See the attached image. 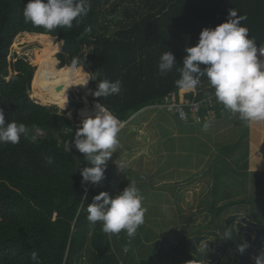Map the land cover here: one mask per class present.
<instances>
[{
  "label": "trees",
  "instance_id": "16d2710c",
  "mask_svg": "<svg viewBox=\"0 0 264 264\" xmlns=\"http://www.w3.org/2000/svg\"><path fill=\"white\" fill-rule=\"evenodd\" d=\"M25 3L27 0H0V111L6 123L15 120L29 129L18 144L0 143V264H32L29 256L33 250L42 264H119L113 254H106L108 242L101 224L87 220V206L99 193L88 184L77 193L82 183L80 170L91 164L74 147L69 152L65 149L82 123L66 117L68 110L59 111L30 98L27 90L37 60L31 61L34 66L24 57L9 62L11 45H16L18 36L40 41L46 50L62 41L56 55L59 68L83 67L97 80L121 81L120 94L106 98L91 94L90 99L119 121H128L144 108L160 103L167 93L179 90L176 69L183 66L185 48L198 43L202 29L226 21L230 9L247 17L242 24L257 47L261 45L264 0H91L87 16L74 21L71 29L51 32L24 23ZM166 51L174 54L177 63L162 76L158 63ZM96 87L97 81L90 79L89 88L94 91ZM196 90L198 98L213 93L206 77ZM73 105L76 115L82 105ZM214 115L220 117V110ZM35 128L43 131L40 137H33ZM260 129L261 143L256 151L264 154V122ZM46 157L54 162L49 164ZM228 231L231 238L216 239L221 256L212 255L218 256L214 264H257L252 252L257 259L264 257V227H257L253 244L249 235L241 240L232 225ZM199 241L196 237L186 244L182 239L179 246L190 249L201 261L202 251L196 247ZM245 243L248 247L239 252L238 246Z\"/></svg>",
  "mask_w": 264,
  "mask_h": 264
},
{
  "label": "rangeland",
  "instance_id": "374dc122",
  "mask_svg": "<svg viewBox=\"0 0 264 264\" xmlns=\"http://www.w3.org/2000/svg\"><path fill=\"white\" fill-rule=\"evenodd\" d=\"M41 48L40 41L18 36L7 60L24 57L31 64L34 58L37 66L31 65L36 72L47 51ZM36 51L38 58L34 57ZM89 82L86 89H70L67 109L47 106L68 110L65 116L81 124L84 118L80 117V109L76 115L73 113V104L83 106L85 98L93 102ZM205 123L209 124L207 130ZM251 128L256 134L260 123L249 125L231 112L192 125L158 107L145 108L126 121L118 133L116 152L107 161L105 178L99 184L88 183V187L116 196L135 183L146 212L133 239L124 231L105 234L106 254H113L119 264H214L221 256L216 239L223 238L231 225L241 240L249 235L253 244L257 227H264V167L253 169V163L264 156L256 151L261 139L253 134L251 140ZM119 159L128 164L126 172L118 169ZM230 218L234 219L228 224ZM196 237L200 238L196 247L202 251L201 261L190 249L179 246L182 239L188 244ZM252 246L254 249L255 244ZM251 257L258 260L253 252ZM259 260L264 262V257Z\"/></svg>",
  "mask_w": 264,
  "mask_h": 264
},
{
  "label": "clouds",
  "instance_id": "9594fccd",
  "mask_svg": "<svg viewBox=\"0 0 264 264\" xmlns=\"http://www.w3.org/2000/svg\"><path fill=\"white\" fill-rule=\"evenodd\" d=\"M90 10L91 0H27L22 15L24 23L51 32L58 28L71 29L73 22L78 23V18L87 16ZM246 19L245 15L232 8L226 21L214 28L202 29L198 43L185 48L183 66L176 69L180 76L175 84L181 93L195 92L201 79L206 77L216 101L251 125L264 122V59L258 58V52L260 57H264V47L258 49L255 39L249 38V30L242 24ZM176 63L171 51L164 52L159 58V73L167 75ZM89 79L97 81V87L91 93L94 97L106 98L121 92L120 80L113 82L89 77L79 84L87 85ZM97 108V113L84 118L72 140L65 144L66 151L74 147L91 164L80 170L83 184H99L105 178L107 161L119 144L121 122L101 104ZM208 127L209 124L205 123L204 129ZM28 133L24 123L15 120L6 123L3 111H0V143L18 144ZM46 160L49 164L54 162L51 157H46ZM116 164L120 171H127L125 161L119 159ZM142 200L138 187L132 182L116 196L102 191L88 204L87 220L92 225L99 222L105 234L119 235L124 231L131 240L144 223L146 209ZM222 237L231 238L232 234L226 231ZM247 247L246 243L240 244L238 251L243 253ZM124 251L127 252L128 247ZM29 259L32 264H42L35 250L30 252ZM257 264L264 262L258 259Z\"/></svg>",
  "mask_w": 264,
  "mask_h": 264
},
{
  "label": "bare ground",
  "instance_id": "6f19581e",
  "mask_svg": "<svg viewBox=\"0 0 264 264\" xmlns=\"http://www.w3.org/2000/svg\"><path fill=\"white\" fill-rule=\"evenodd\" d=\"M62 45L63 42L59 41L45 51L31 81L30 95L40 104L56 105L61 109H67L70 89L79 87L86 89L87 85L79 83L87 79L88 74L83 67L67 65L59 68L56 66L55 54L61 50ZM98 104L100 103L89 102L85 98L84 105L79 108L80 117L94 116L98 111Z\"/></svg>",
  "mask_w": 264,
  "mask_h": 264
},
{
  "label": "built area",
  "instance_id": "2783aa9c",
  "mask_svg": "<svg viewBox=\"0 0 264 264\" xmlns=\"http://www.w3.org/2000/svg\"><path fill=\"white\" fill-rule=\"evenodd\" d=\"M264 47V42L259 47ZM258 58L264 59L259 56ZM192 93V96H187ZM152 107H158L165 109L169 113L177 116L178 119L188 122L190 119L196 122H200L202 119L212 117L216 110H220V113L225 111L224 106L218 103L213 94H210L203 98H198L197 90L195 92L181 93L179 90L171 91L167 93L160 103L152 105ZM205 111L204 116L201 115V111ZM122 124L121 128L125 125V121H120ZM43 131L40 128H35L34 138L40 137Z\"/></svg>",
  "mask_w": 264,
  "mask_h": 264
},
{
  "label": "crops",
  "instance_id": "0c3cea01",
  "mask_svg": "<svg viewBox=\"0 0 264 264\" xmlns=\"http://www.w3.org/2000/svg\"><path fill=\"white\" fill-rule=\"evenodd\" d=\"M86 70V69H85ZM87 72V71H86ZM150 107H152V106H150ZM147 108H149V107H147ZM146 108V109H147ZM145 109V108H144ZM143 109V110H144ZM168 112V111H167ZM169 113V112H168ZM226 113H229V112H226V111H224V112H222V113H220V117H215V115H213L212 117H207V118H204V119H202L200 122H192L191 124L193 125V124H195V123H203V122H205V121H210V120H215V119H219V118H222L223 117V115H225ZM157 115V114H156ZM173 115V114H172ZM161 116V115H160ZM175 116V115H174ZM176 117V116H175ZM177 118V117H176ZM125 123H126V121H125ZM261 123V122H260ZM193 126H190V127H188V129H190V128H192ZM198 128V127H197ZM201 129H203V128H201ZM259 130H261V129H259ZM251 133H252V135H251V140L253 139V134H254V136H256L257 135V138H259V140H260V137L262 136V133H261V131H259V132H257L256 134H255V130H254V132H253V129L251 128ZM178 134V133H177ZM173 136H174V134H173ZM250 143H252L251 141H250ZM255 143V137H254V140H253V143H252V145ZM254 154L252 153V156H253ZM263 156H264V154H263ZM255 157V156H254ZM257 157V156H256ZM255 166L253 167V169H256V170H260V169H262L260 166H263L264 167V158H263V160L261 161V160H259L258 161V159L257 158H255V161H254V163H253Z\"/></svg>",
  "mask_w": 264,
  "mask_h": 264
},
{
  "label": "water",
  "instance_id": "95a60500",
  "mask_svg": "<svg viewBox=\"0 0 264 264\" xmlns=\"http://www.w3.org/2000/svg\"><path fill=\"white\" fill-rule=\"evenodd\" d=\"M30 91H31V88H28V90H27L28 94H29ZM85 185L86 184L81 183L80 186H79V188H78V190H77V193H81L85 189Z\"/></svg>",
  "mask_w": 264,
  "mask_h": 264
}]
</instances>
